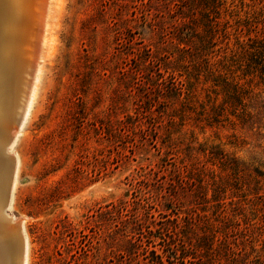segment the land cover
Instances as JSON below:
<instances>
[{
  "label": "rangeland",
  "instance_id": "obj_1",
  "mask_svg": "<svg viewBox=\"0 0 264 264\" xmlns=\"http://www.w3.org/2000/svg\"><path fill=\"white\" fill-rule=\"evenodd\" d=\"M49 2L11 151L6 211L23 224L26 264H264V112L243 128L202 121L210 84L185 45L203 34L204 0ZM219 2L228 35L214 53L241 76L242 47L264 35V0ZM170 75L198 81L196 99L167 93ZM221 157L244 164L243 191Z\"/></svg>",
  "mask_w": 264,
  "mask_h": 264
},
{
  "label": "bare ground",
  "instance_id": "obj_2",
  "mask_svg": "<svg viewBox=\"0 0 264 264\" xmlns=\"http://www.w3.org/2000/svg\"><path fill=\"white\" fill-rule=\"evenodd\" d=\"M49 4V0H0V264H26L28 257L23 224L6 210L17 173L12 146L31 106L39 69L35 60L48 29Z\"/></svg>",
  "mask_w": 264,
  "mask_h": 264
},
{
  "label": "trees",
  "instance_id": "obj_3",
  "mask_svg": "<svg viewBox=\"0 0 264 264\" xmlns=\"http://www.w3.org/2000/svg\"><path fill=\"white\" fill-rule=\"evenodd\" d=\"M220 6L221 2L219 0H204L205 9L201 13L203 34L197 36L198 44L195 47L187 43L185 45V50L192 48V54L199 56L201 61L198 65H200V69L203 68V73L206 74L204 82L210 84L207 89L209 93L206 96L211 105L209 110L202 108L200 114H205L202 121H205L208 126L227 122L231 126L249 127L253 120L260 121L264 112V35L248 37V42L242 47L243 60L237 67V70H241V76H237L235 71H232L231 65L226 62L227 56L217 58L220 56L219 53H214V48L217 46L220 37L219 34L221 33V36L226 38L228 35L227 27L220 28L217 20ZM224 50L226 51L227 48H224ZM188 53L190 54V52ZM229 60H233L231 56ZM169 77L171 82L169 83L170 87L165 89L167 93H172L178 97L182 96L183 99L188 101L196 99L198 81L187 78L185 83L179 81L176 84L173 76L170 75ZM193 78L196 79L197 77L193 76ZM210 94L211 96H209ZM187 110L191 109L188 108ZM184 116V113L180 115L181 120L184 119ZM220 162L221 170L228 171V175L231 176L233 188L243 191L242 188L246 185H238L237 183L241 181V174L244 171L242 166L244 164L236 157H231L229 160L221 157ZM257 176L261 175L252 177L254 191H259L261 188L258 186L260 180L257 179ZM257 193L255 192V194ZM219 204L222 207L221 211L225 210V203L219 202ZM211 242L213 243V239ZM212 243L208 247L210 248L209 253L216 250V248H211ZM219 243L221 244V242ZM227 243L228 258L234 260L236 254L234 247L236 245L230 242V244H234L233 247V245L229 246V242Z\"/></svg>",
  "mask_w": 264,
  "mask_h": 264
}]
</instances>
